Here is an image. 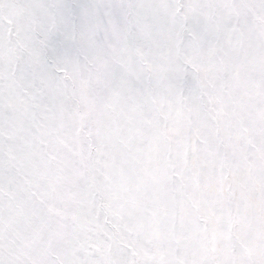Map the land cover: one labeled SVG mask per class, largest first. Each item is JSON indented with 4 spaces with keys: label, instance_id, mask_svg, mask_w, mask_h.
I'll return each instance as SVG.
<instances>
[{
    "label": "snow or ice",
    "instance_id": "obj_1",
    "mask_svg": "<svg viewBox=\"0 0 264 264\" xmlns=\"http://www.w3.org/2000/svg\"><path fill=\"white\" fill-rule=\"evenodd\" d=\"M0 264H264V0H0Z\"/></svg>",
    "mask_w": 264,
    "mask_h": 264
}]
</instances>
